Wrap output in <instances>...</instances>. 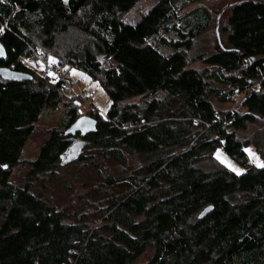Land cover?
<instances>
[{
	"label": "trees",
	"instance_id": "trees-1",
	"mask_svg": "<svg viewBox=\"0 0 264 264\" xmlns=\"http://www.w3.org/2000/svg\"><path fill=\"white\" fill-rule=\"evenodd\" d=\"M136 1L0 3V66L32 76L0 77V264H264V167L244 151L252 143L264 159L263 143L235 132L264 119V0L229 4L225 42L191 57L211 19L191 5L204 0H157L128 23L123 15ZM36 49L56 56L57 67L87 72L111 100L105 115L88 114L96 129L74 159L117 165L93 213L58 208L30 185L65 163L64 130L80 116L73 106L28 161L24 184L10 181L42 109L57 107L71 81L24 64ZM252 86L237 109L215 106ZM216 147L246 169L221 163Z\"/></svg>",
	"mask_w": 264,
	"mask_h": 264
},
{
	"label": "rangeland",
	"instance_id": "rangeland-1",
	"mask_svg": "<svg viewBox=\"0 0 264 264\" xmlns=\"http://www.w3.org/2000/svg\"><path fill=\"white\" fill-rule=\"evenodd\" d=\"M156 1L157 0H137L134 5L123 15V20L134 24L138 18ZM237 1L241 0H204L201 2H194L191 5L194 6L201 4L205 6L210 12L211 19L207 29L201 34V36L197 38L192 50H190V57L193 56L195 50L207 52L213 50L216 47L215 43L217 44L218 42V37L221 41L225 42V35L223 32H221L220 28L225 21L227 7L229 4ZM60 38L61 39L59 40L68 41L70 36L63 35L62 37L60 36ZM36 50L40 54L43 53V49ZM48 55V60H46L43 55L42 60L49 61V57H53L55 59V63H48L54 65L58 64L56 56H54L52 53H49ZM22 62L38 73L42 74L43 69L41 65L38 66L36 64L38 61L34 53L32 55L24 56L22 58ZM191 64L196 67H201L203 65L199 61L193 62ZM73 69H75L76 72H73ZM58 70L61 73H65L66 75L68 74L67 77L69 80H71L70 86L65 90L64 98L57 105V107H45L39 114L36 122L34 123L32 132L22 149L21 161L12 167L10 181L15 185L21 186L24 184V179L28 173V161L36 157L40 146L47 138L51 130L58 126L57 124H59L68 107H75L79 115L95 113L103 116L105 115L106 110L111 103L109 96L100 86L99 81L92 78L87 72L77 69L73 66L67 67L66 64H62L60 67L58 66ZM151 96L152 95H149L148 97L150 98ZM140 100L141 99L139 96L129 99V101ZM214 103L217 108H220L224 111L233 110L235 108L237 109L239 107V103H237L235 99H229L224 102L214 101ZM235 132L237 137L241 139L250 140L255 136H258L263 143L264 149V119L258 118L255 122H247L244 128L236 129ZM218 149L220 150L219 153H217ZM244 149H251L252 153L255 154V156H250L249 153L246 152L250 164L256 165V163H254L256 157H258L262 163L264 162V159L254 144L248 143L244 145ZM84 153L88 155L90 154V150H86ZM217 154L229 161L236 169L240 170L239 173L246 169V166L241 165L234 158L227 155L222 150V148H215L214 156L216 158ZM128 160H130L135 165H139L141 163L139 158L135 156H131ZM116 166L117 165H115L113 161H104L102 162V167L100 169L97 163L86 165L77 163L76 160L69 161L65 162L64 164H60L54 169L53 172L37 179H33L30 185L33 190L45 198H48L58 208L68 211L79 210L80 212L84 211L93 213V205H96L97 200L105 197L107 194L105 192V179L107 176H110V171L116 168ZM90 216L93 215L90 214ZM91 223L92 221L90 224ZM149 255L150 252H146L141 256L139 261L146 260Z\"/></svg>",
	"mask_w": 264,
	"mask_h": 264
},
{
	"label": "water",
	"instance_id": "water-1",
	"mask_svg": "<svg viewBox=\"0 0 264 264\" xmlns=\"http://www.w3.org/2000/svg\"><path fill=\"white\" fill-rule=\"evenodd\" d=\"M0 45L3 46V54H0V59L6 56V50L3 43L0 41ZM0 77L7 80H26L30 79L31 74L24 71H17L7 66H0ZM97 120L90 115H80L73 120L64 130L65 135H69L71 141L61 154V163L74 160L80 153L83 146V139L87 133L93 132L96 129ZM211 209V206L205 207L201 213L204 215Z\"/></svg>",
	"mask_w": 264,
	"mask_h": 264
},
{
	"label": "built area",
	"instance_id": "built-area-1",
	"mask_svg": "<svg viewBox=\"0 0 264 264\" xmlns=\"http://www.w3.org/2000/svg\"><path fill=\"white\" fill-rule=\"evenodd\" d=\"M34 55H36L37 61L39 62V63L37 62L36 64H37L38 66H40V65H44V67H43V71H42V74H43V75H49V74H48L49 71L55 73V76H52V77H58V76H60V75H62V74L66 75L65 73H61V72L58 70V67H57L56 65H54V64H49V63H48L49 61H43V60H42V59H43L42 54H40L39 52H37V51L34 52ZM67 75H68V74H67ZM67 75H66V76H67ZM253 88L256 89L257 86H252V87L247 88V89H245V90H243V91H241V92L233 91V92L231 93V95L229 96V98H230V99H235V101H236L237 103H240L242 100L245 99L246 95H247V94H248ZM225 121H226L227 124H229V123H231L232 119H231V118H228V119H226Z\"/></svg>",
	"mask_w": 264,
	"mask_h": 264
},
{
	"label": "snow or ice",
	"instance_id": "snow-or-ice-1",
	"mask_svg": "<svg viewBox=\"0 0 264 264\" xmlns=\"http://www.w3.org/2000/svg\"><path fill=\"white\" fill-rule=\"evenodd\" d=\"M4 2V0H0V3ZM65 2H67V0H65ZM0 31H3L2 28H0ZM0 54H3V46L0 45ZM39 63V62H38ZM49 63H55V59L53 57H49ZM42 69H43V65H41ZM73 72H76L75 69L72 70ZM50 76H55V73L49 71L48 73ZM219 149L217 150V153H219ZM244 151L248 152L250 156H255L254 153H252L251 149H244ZM217 159L220 160L221 163L226 164L228 167H230L232 169V171H235L239 174L238 169H236L229 161H227L225 158H222L219 154H217ZM254 163H256V165L258 167H264V163H262L258 157L255 158ZM6 167V166H5Z\"/></svg>",
	"mask_w": 264,
	"mask_h": 264
}]
</instances>
